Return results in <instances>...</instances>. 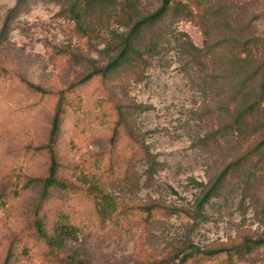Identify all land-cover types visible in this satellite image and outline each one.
<instances>
[{
	"label": "rangeland",
	"instance_id": "rangeland-1",
	"mask_svg": "<svg viewBox=\"0 0 264 264\" xmlns=\"http://www.w3.org/2000/svg\"><path fill=\"white\" fill-rule=\"evenodd\" d=\"M138 1L145 12L154 11L161 3ZM18 2L0 0V33L8 21L7 36L0 42V67L14 69L44 88H58L81 79L84 69L66 59L55 64L53 47L68 48L99 65L107 64L108 30L91 41L71 38L63 30L66 22L57 2L27 0L17 8ZM214 2L230 12L228 18L240 40L252 39L257 49L264 51V0ZM111 27L122 30L116 23ZM182 33L197 47L204 46V31L197 23L168 18L142 46L145 50L151 42L158 45L146 54L150 67L145 75L140 81L126 82L127 94L118 93L121 103L143 107L134 116L133 126L156 162L153 177L148 164L137 162L132 171L135 186L111 189L136 209L125 229L102 226L92 202L83 195L66 200L75 221L84 228L73 242L81 250L84 264L178 259L176 255L182 256L193 246L204 251L230 249L231 253L198 257L189 264H264V150L252 152L253 145H239L224 131L229 120L226 106L233 104L231 81L221 78V70L215 73L211 59L201 65L188 55L177 41ZM56 103V97L42 98L20 84L0 89V192L9 194L0 206V264L16 234L22 241L15 244L14 251L24 254L22 264H48L43 244L25 231L28 209L38 201L42 188L26 184L30 177L48 175L49 155L29 148L48 141ZM86 104L76 106L66 117L60 161L68 166L90 154H105L104 169L114 166L107 183L111 188L119 184L117 177L125 171L130 153L116 155L118 145L111 156V130L97 118L100 107L95 101ZM75 119L83 120L91 137L71 147L69 140L77 133ZM240 158H245L242 164L230 171L217 194L203 203L206 191ZM64 176L73 180L70 174ZM18 189L15 198L12 192ZM146 206L152 207L150 214L142 210ZM48 226L52 231V219Z\"/></svg>",
	"mask_w": 264,
	"mask_h": 264
},
{
	"label": "trees",
	"instance_id": "trees-1",
	"mask_svg": "<svg viewBox=\"0 0 264 264\" xmlns=\"http://www.w3.org/2000/svg\"><path fill=\"white\" fill-rule=\"evenodd\" d=\"M27 0H19L17 8ZM57 2L60 16L66 22L63 30L69 37L91 41L99 38L108 30L110 40L104 52L109 56L106 65H99L94 59L83 56L70 49L53 47L51 53L55 64L66 59L71 64L84 69L82 78L63 87L44 88L28 81L14 69L0 67V89L10 84L25 86L32 93L42 98L56 97L54 117L51 122L49 139L29 149L34 152H45L50 157V168L46 177H30L26 186H41L38 201L27 212L25 231L34 234L45 247L48 264H84L80 258V249L73 246L78 235L84 231L81 224L75 221L66 200L78 195L92 202L102 226L112 225L123 230L124 224L136 211L123 198L111 189L121 187L132 189L135 184L132 171L137 162L149 165L153 177L156 162L142 140L141 133L133 126L134 116L143 110L142 106L123 104L118 93L124 92L127 81H140L150 67L147 52L158 49L155 42L151 46H142L156 30L166 23L168 18L188 20L197 23L204 31L205 42L202 48L197 47L187 34L177 37L179 46L195 61L203 65L205 59H211L215 73L221 70V78L231 81V106H226L228 131L237 144L253 145L252 152L264 150V51L257 49L252 39L240 40L237 28L228 15L230 12L214 0H161L160 5L152 12H145L138 0H52ZM15 8V9H17ZM116 23L122 30H114ZM8 21L0 33V42L6 38ZM148 39V40H147ZM68 65V64H67ZM215 77V74L213 73ZM133 77V78H132ZM126 78V79H123ZM95 101L100 107L97 118L111 130V156L115 155L117 146L123 152L130 153L127 166L119 184L110 188L107 183L114 172L113 164L104 169L105 154L96 153L79 158L76 162L63 166L60 161V145L63 141V126L66 117L76 106H86ZM83 120L74 121L77 132L69 140L71 147L86 141L91 133H86ZM119 157V156H118ZM120 158V157H119ZM246 158V157H245ZM245 158L231 163L218 177L211 189L206 191L202 202L217 194L220 184L226 175L242 164ZM70 174L69 180L64 174ZM116 178V177H115ZM25 188V187H24ZM20 189L12 192L18 198ZM8 192H0V206L5 205ZM203 205V204H201ZM152 207L142 208L150 214ZM52 219V231L48 221ZM20 234L14 235L3 264H22L23 253L15 252V244L21 242ZM28 247V245H26ZM230 249L204 251L197 246L186 249L176 258H163L160 261L141 264H189L198 257H208L220 253H231ZM176 260L178 263H176ZM137 264V263H136Z\"/></svg>",
	"mask_w": 264,
	"mask_h": 264
}]
</instances>
